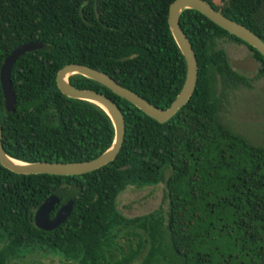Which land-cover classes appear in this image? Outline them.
Returning <instances> with one entry per match:
<instances>
[{
	"label": "trees",
	"instance_id": "obj_1",
	"mask_svg": "<svg viewBox=\"0 0 264 264\" xmlns=\"http://www.w3.org/2000/svg\"><path fill=\"white\" fill-rule=\"evenodd\" d=\"M173 1L0 0V68L19 45L46 46L12 66L13 113L4 108L0 86L5 153L24 163L85 162L111 146L114 129L105 112L60 93L56 75L69 64L103 72L151 105L168 108L186 72L167 24ZM204 1L264 42V0H226L221 8ZM179 23L196 58L197 80L169 121L158 123L73 75L72 86L105 95L123 114L114 161L79 176L18 175L0 165V264L39 252L57 255L59 264H264V146L220 119L225 93L249 86L220 42L244 45L260 63L257 77L264 78V58L195 10L183 11ZM167 171L166 211L128 219L117 210L128 186H156ZM67 194L75 198L66 220L52 231L37 228L38 207L60 196L52 219Z\"/></svg>",
	"mask_w": 264,
	"mask_h": 264
},
{
	"label": "water",
	"instance_id": "obj_2",
	"mask_svg": "<svg viewBox=\"0 0 264 264\" xmlns=\"http://www.w3.org/2000/svg\"><path fill=\"white\" fill-rule=\"evenodd\" d=\"M185 10H195L209 19L212 23L243 41L255 49L264 58V42L245 26L223 16L215 11L204 0H174L168 8L167 24L171 36L184 58L186 72L183 86L170 106L160 109L151 105L138 94L119 85L109 75L80 64H69L64 66L56 75V84L62 95L69 99L92 103L99 107L109 117L113 129L114 138L111 146L98 157L85 162H34L24 163L9 157L2 146V130L0 126V165L18 175H53V176H79L98 170L116 158L124 138V118L120 108L105 95L91 91L81 90L72 86L68 78L79 75L105 87L116 96L128 101L146 116L165 123L187 104L192 96L197 80V63L192 46L186 34L180 27L179 17ZM44 43L30 41L14 48L4 59L0 68V86L4 99V108L7 113L15 111V94L10 80V72L14 63L26 53L45 50ZM231 68L242 74L256 73L260 69V63L248 55L244 59L229 60ZM75 196L67 194L60 204L54 218L50 219V213L54 210L61 197L51 196L46 199L34 213V225L43 231H52L62 224L73 206Z\"/></svg>",
	"mask_w": 264,
	"mask_h": 264
},
{
	"label": "rangeland",
	"instance_id": "obj_3",
	"mask_svg": "<svg viewBox=\"0 0 264 264\" xmlns=\"http://www.w3.org/2000/svg\"><path fill=\"white\" fill-rule=\"evenodd\" d=\"M229 60L244 59L251 52L241 44L224 39L220 42ZM247 73L249 86L227 91L219 113L220 119L233 132L246 138L251 144L264 146V78ZM156 186L137 188L128 186L117 197V210L128 219L151 214L159 209L167 210L164 198L165 180ZM144 251L136 263L142 258ZM18 264H59V257L51 252H39L27 256Z\"/></svg>",
	"mask_w": 264,
	"mask_h": 264
},
{
	"label": "built area",
	"instance_id": "obj_4",
	"mask_svg": "<svg viewBox=\"0 0 264 264\" xmlns=\"http://www.w3.org/2000/svg\"><path fill=\"white\" fill-rule=\"evenodd\" d=\"M218 8L223 7L226 0H210Z\"/></svg>",
	"mask_w": 264,
	"mask_h": 264
},
{
	"label": "flooded vegetation",
	"instance_id": "obj_5",
	"mask_svg": "<svg viewBox=\"0 0 264 264\" xmlns=\"http://www.w3.org/2000/svg\"><path fill=\"white\" fill-rule=\"evenodd\" d=\"M95 2H96V0H94V5H95ZM95 13H96V15H97L96 9H95Z\"/></svg>",
	"mask_w": 264,
	"mask_h": 264
}]
</instances>
